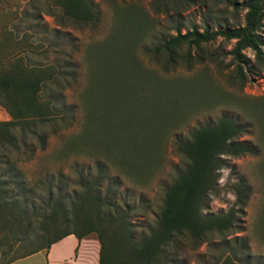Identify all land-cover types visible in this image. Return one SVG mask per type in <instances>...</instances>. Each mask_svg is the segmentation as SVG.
<instances>
[{
    "label": "rangeland",
    "instance_id": "1",
    "mask_svg": "<svg viewBox=\"0 0 264 264\" xmlns=\"http://www.w3.org/2000/svg\"><path fill=\"white\" fill-rule=\"evenodd\" d=\"M42 1L0 0V49L10 29L21 40L24 29L29 28L27 42L21 43L24 48L35 45L39 38L47 40L41 35L42 27L68 33L76 46L71 59L77 76L62 93L66 104H75L77 109L71 127L55 132L46 129V148L25 166L28 176L43 170L60 172L71 186L80 173L85 175L101 159L84 150L62 157L57 154L59 148L109 146L114 151L111 158L122 161V166L102 161L120 179L121 195L148 202L144 219L138 216L146 226L160 205L163 186L171 182L180 165L172 141L187 138L199 126L221 116L229 117L248 127V134L238 140L255 145L258 153L225 158L227 164L219 171L203 214H223L233 208L231 186L244 178L250 195L239 214L243 231L227 239L246 240L249 264H264V62L258 63L251 50H244L247 65L255 72L243 68L249 77L242 84L234 76V60L229 54L233 40L217 37L196 48L184 46L177 64L152 51L162 35H174L175 28L184 33L191 27L200 29L204 23L211 29L242 25L245 0H190L177 7L169 4L171 0H92L100 13L94 26H58L43 9L34 18L32 5L41 6ZM259 36L264 53V20ZM47 44L36 50L29 47L33 52L27 53V59L52 62L58 49L46 48ZM8 119L0 107V121ZM83 238L96 240L94 234ZM225 245L207 243L194 249L187 244L180 248L178 261L213 264L221 250L227 251ZM25 250L10 234L0 232V262Z\"/></svg>",
    "mask_w": 264,
    "mask_h": 264
},
{
    "label": "trees",
    "instance_id": "2",
    "mask_svg": "<svg viewBox=\"0 0 264 264\" xmlns=\"http://www.w3.org/2000/svg\"><path fill=\"white\" fill-rule=\"evenodd\" d=\"M188 1L171 0L169 4L177 7ZM242 6V25L211 29L204 23L200 29L191 27L184 33L175 28L174 35H162L152 51L168 63L177 64L184 46L196 48L217 37L233 40L229 54L234 60V76L243 84L249 77L243 68L250 74L255 69L247 65L242 52L251 50L258 63L264 62L259 36L264 2L245 0ZM32 7L34 18L43 9L58 26H94L100 18L92 0H43L41 6ZM42 29L41 35L47 40L39 38L26 48L21 43L27 42L29 28L24 29L21 40L10 29L0 49V107L9 118L0 121V232L10 234L14 243L26 248L0 264L46 251L65 236L80 240L89 234H94L99 245L97 264H185L178 261L180 248L188 244L195 249L207 243L226 244L227 251L221 250L213 264H249L246 240L227 239L243 231L239 214L250 195L246 180L239 178L231 186L233 208L223 214H203L215 191L219 171L227 164L225 158L258 153L255 145L238 140L248 134V127L229 117L221 116L199 126L187 138L172 141L180 165L171 182L163 186L160 205L146 226L138 216L144 219L148 202L131 201L121 195L120 179L111 175L108 164L102 161L122 166V161L111 158L114 151L109 146L59 148L57 154L62 157L84 150L101 159L95 160L93 171L80 173L71 186L60 172L43 170L28 176L25 166L36 152L46 148V129L55 132L71 127L77 109L75 104H66L62 93L77 76L71 59L76 51L74 39L59 29ZM45 42L46 48L49 45L58 49L57 57L46 64L30 62L27 53L33 51L29 47L36 50Z\"/></svg>",
    "mask_w": 264,
    "mask_h": 264
},
{
    "label": "crops",
    "instance_id": "3",
    "mask_svg": "<svg viewBox=\"0 0 264 264\" xmlns=\"http://www.w3.org/2000/svg\"><path fill=\"white\" fill-rule=\"evenodd\" d=\"M99 245L96 240H77L68 235L39 251L8 264H97Z\"/></svg>",
    "mask_w": 264,
    "mask_h": 264
}]
</instances>
